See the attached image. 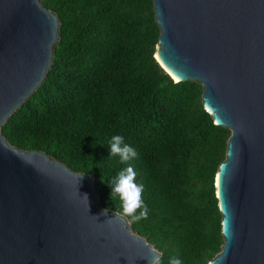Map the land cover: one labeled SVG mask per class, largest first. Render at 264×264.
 I'll list each match as a JSON object with an SVG mask.
<instances>
[{
    "label": "water",
    "instance_id": "water-1",
    "mask_svg": "<svg viewBox=\"0 0 264 264\" xmlns=\"http://www.w3.org/2000/svg\"><path fill=\"white\" fill-rule=\"evenodd\" d=\"M153 7L157 61L201 84L204 108L231 131L215 177L224 241L208 264H264V0ZM60 26L41 0H0V264H148L160 251L101 205L94 177L2 134L47 79Z\"/></svg>",
    "mask_w": 264,
    "mask_h": 264
},
{
    "label": "trees",
    "instance_id": "trees-1",
    "mask_svg": "<svg viewBox=\"0 0 264 264\" xmlns=\"http://www.w3.org/2000/svg\"><path fill=\"white\" fill-rule=\"evenodd\" d=\"M41 1L61 22L54 65L2 134L94 177L101 205L121 214L110 184L131 165L148 215H124L160 251L158 264H208L224 241L215 177L231 131L204 108L201 84L175 81L157 61L153 0ZM113 135L139 158L111 156Z\"/></svg>",
    "mask_w": 264,
    "mask_h": 264
},
{
    "label": "clouds",
    "instance_id": "clouds-1",
    "mask_svg": "<svg viewBox=\"0 0 264 264\" xmlns=\"http://www.w3.org/2000/svg\"><path fill=\"white\" fill-rule=\"evenodd\" d=\"M109 148L111 156H119L122 163L127 162L130 159L139 158V154L136 149L130 144L124 143V138L121 135H113L111 137L109 141ZM135 178L136 172L133 170L131 165L120 170L111 181L110 185L112 187L110 198L114 199L118 196L122 202V210L124 214L131 216L136 221H139L142 218H147L148 208L142 199L144 186L143 184H136L134 182ZM83 197L88 202L87 194H84ZM102 214L106 215L107 211H104ZM144 258L148 260V264H158V256H154L152 259H149L148 257ZM169 264H182V261L177 257H172L169 260Z\"/></svg>",
    "mask_w": 264,
    "mask_h": 264
}]
</instances>
